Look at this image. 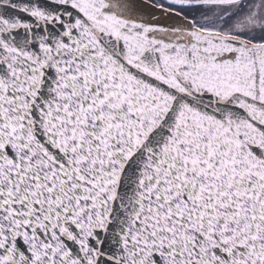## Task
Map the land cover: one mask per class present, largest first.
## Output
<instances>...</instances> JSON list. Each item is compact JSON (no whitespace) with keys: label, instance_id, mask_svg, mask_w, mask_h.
Returning <instances> with one entry per match:
<instances>
[{"label":"snow or ice","instance_id":"1","mask_svg":"<svg viewBox=\"0 0 264 264\" xmlns=\"http://www.w3.org/2000/svg\"><path fill=\"white\" fill-rule=\"evenodd\" d=\"M0 264H264V0H0Z\"/></svg>","mask_w":264,"mask_h":264}]
</instances>
